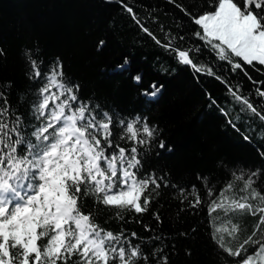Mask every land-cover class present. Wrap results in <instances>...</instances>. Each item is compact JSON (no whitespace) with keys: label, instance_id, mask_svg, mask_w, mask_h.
Listing matches in <instances>:
<instances>
[{"label":"snow or ice","instance_id":"obj_1","mask_svg":"<svg viewBox=\"0 0 264 264\" xmlns=\"http://www.w3.org/2000/svg\"><path fill=\"white\" fill-rule=\"evenodd\" d=\"M119 2L141 31L178 64L189 67L194 78L207 75L225 86L239 111L233 116L235 107L219 110L233 128L244 117L264 125V80L247 71L249 66L257 72L264 69V0H211L207 7L198 0L187 6L169 0L187 23L196 26L190 37L199 43L187 48L178 47L186 38L180 34L183 24H177L175 35L164 32L161 40L131 7ZM104 44L100 40L98 50ZM205 51L222 62L219 74L200 59ZM24 58L27 78L38 85L31 93L28 115L10 103L5 90L10 83L0 89V264H169L166 246L148 250L160 236L145 239L123 228L106 230L95 222L94 212L82 211L84 201L92 199L115 209L119 221H125V213L138 217L151 213L159 222L152 206L162 186L173 188L178 194L173 198L187 204L180 211L207 206L210 237L226 257L223 264H264V170L233 171L220 187L197 174L203 197L195 184L189 188L173 184L167 174L149 170L146 157L153 146L172 149L157 139L158 128L147 117H120L81 99L80 85L66 77L59 57L45 65L26 49ZM127 64L125 58L116 67L123 70ZM237 73L252 85L247 93L229 79ZM133 79L139 83L141 77ZM162 87L153 82L142 95L154 99ZM208 98L210 104L217 103L211 94ZM18 102L28 101L21 95ZM237 181L243 184L239 195L233 191ZM217 212L223 216L213 215ZM235 213L256 218L252 233L242 241L241 226L230 217ZM144 229L151 231L148 225Z\"/></svg>","mask_w":264,"mask_h":264},{"label":"trees","instance_id":"obj_2","mask_svg":"<svg viewBox=\"0 0 264 264\" xmlns=\"http://www.w3.org/2000/svg\"><path fill=\"white\" fill-rule=\"evenodd\" d=\"M176 3L187 6L191 0ZM198 3L207 7L211 0ZM123 4L131 7L157 38L163 40L164 32L169 30L177 34V24L181 23L184 27L180 34L186 38L178 41V47L199 43L190 37L196 26L187 23L169 0H123ZM100 40L105 44L98 50ZM0 49V89L11 84L5 90L10 103L22 115H28L31 93L38 87L25 74L24 51L31 49L45 65L59 57L66 77L80 85L79 96L90 105H99L120 117H147L158 128L157 139L172 149L153 146L146 157L149 170L167 174L171 183L185 188L195 184L203 197L205 192L197 174L209 177L212 184L220 187L232 178L233 171L239 174L264 170V125L244 117L233 128L219 110L235 107L225 86L207 75L194 78L189 67L178 64L141 31L119 0H0ZM125 58L128 64L118 69L116 66ZM200 59L213 65L218 74L222 71V62L209 52L205 51ZM247 71L255 79L264 80V69L257 72L249 66ZM136 75L141 77L139 83L133 79ZM229 79L241 84L245 93L252 87L242 73ZM153 82L163 87L157 97L150 99L142 95V90ZM208 94L216 104H210ZM21 95L28 102H18ZM238 111L235 107L233 116ZM242 186V182H235L233 191L239 195ZM174 196L178 194L173 188L161 187L152 206L159 213V222L151 213L139 217L125 213V221H119L115 219V209H105L92 199L84 201L82 211L94 212L95 222L106 230L118 232L123 228L145 239L160 236V241L150 242L148 250L166 246L164 254L169 264H223L226 257L210 237L207 206L180 211L188 206ZM213 215L222 217L223 213ZM230 217L241 226L240 241L252 233L255 217L241 213ZM144 225L151 231L146 232Z\"/></svg>","mask_w":264,"mask_h":264}]
</instances>
